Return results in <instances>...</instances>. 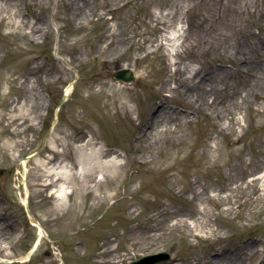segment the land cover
Instances as JSON below:
<instances>
[{"label":"rangeland","instance_id":"1","mask_svg":"<svg viewBox=\"0 0 264 264\" xmlns=\"http://www.w3.org/2000/svg\"><path fill=\"white\" fill-rule=\"evenodd\" d=\"M1 169L0 264H263L264 0H0Z\"/></svg>","mask_w":264,"mask_h":264},{"label":"bare ground","instance_id":"2","mask_svg":"<svg viewBox=\"0 0 264 264\" xmlns=\"http://www.w3.org/2000/svg\"><path fill=\"white\" fill-rule=\"evenodd\" d=\"M209 74L210 73L208 72V75ZM194 75L196 76L197 72H195ZM70 90L71 87L67 88L66 93L68 94ZM125 95L126 94L123 93L120 96L122 98H126ZM120 106L124 113L129 114L130 111L133 110L125 102H121ZM159 115H160V108L157 107L155 116L157 117ZM36 118H38V116H36ZM92 139L93 137L90 138L86 143H78V144L76 143L75 145H73V150L76 153V160L74 165L75 167H73V163L61 162L59 165H47L50 164V162L46 163L43 162V160H38V162L45 168L48 185H53L54 187L55 186L57 187L54 189V191H52V194L56 193V196L58 197V199H60L57 205L64 202L66 198L69 196V194H72L74 192V189L73 190L70 189L71 187L69 186V182L76 177V174L79 175L78 176L79 186L76 189L82 193V186L80 184L84 183V181L82 180V174L86 171L87 167H90L92 165H98V166H103L108 164L114 165V162L105 161L102 159V157H106L110 155L111 152H116V151L112 149H106L103 147L104 143L99 142V144H97L92 142ZM90 144H95L96 146L93 145L92 146L93 148H91L90 150H86V145H90ZM51 146L55 151H59L57 145L54 142L51 143ZM74 168H76V171ZM105 177L107 176L105 175ZM96 187L98 188V184L96 185ZM94 190L95 188L91 190V192H93ZM34 223H36V220H34ZM42 232L43 230H41L39 234V239L40 236L42 235ZM36 244H38V241ZM107 252L108 250L105 248L100 251L101 254H105ZM259 256H261L260 262L264 264V247H260Z\"/></svg>","mask_w":264,"mask_h":264},{"label":"water","instance_id":"3","mask_svg":"<svg viewBox=\"0 0 264 264\" xmlns=\"http://www.w3.org/2000/svg\"><path fill=\"white\" fill-rule=\"evenodd\" d=\"M113 78L119 81H123V80L133 81L135 75L133 74L132 69L122 68L113 73ZM66 98H67V94H64L59 105H62L63 102L66 100ZM0 173H2V171H0ZM170 258H171V254L168 251H159L157 253L141 256L140 258L131 261L129 264H156L158 262L169 260Z\"/></svg>","mask_w":264,"mask_h":264}]
</instances>
